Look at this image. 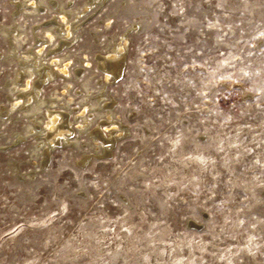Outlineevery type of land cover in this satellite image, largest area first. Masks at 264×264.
I'll return each mask as SVG.
<instances>
[{
	"label": "rangeland",
	"instance_id": "rangeland-1",
	"mask_svg": "<svg viewBox=\"0 0 264 264\" xmlns=\"http://www.w3.org/2000/svg\"><path fill=\"white\" fill-rule=\"evenodd\" d=\"M92 1L0 0V264H264V0Z\"/></svg>",
	"mask_w": 264,
	"mask_h": 264
},
{
	"label": "bare ground",
	"instance_id": "bare-ground-1",
	"mask_svg": "<svg viewBox=\"0 0 264 264\" xmlns=\"http://www.w3.org/2000/svg\"><path fill=\"white\" fill-rule=\"evenodd\" d=\"M94 1V0H93ZM92 1V2H93ZM117 55V54H116ZM117 58H115L114 60H116ZM39 70V69H38ZM53 75H55V74H53ZM53 75H51V73H50V76L49 77H53ZM46 80V79H45ZM44 81V80H43ZM38 87H40V84H39V86ZM54 122V121H53ZM71 134V133H70ZM56 140V139H55ZM53 141V140H52Z\"/></svg>",
	"mask_w": 264,
	"mask_h": 264
}]
</instances>
